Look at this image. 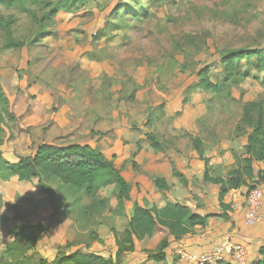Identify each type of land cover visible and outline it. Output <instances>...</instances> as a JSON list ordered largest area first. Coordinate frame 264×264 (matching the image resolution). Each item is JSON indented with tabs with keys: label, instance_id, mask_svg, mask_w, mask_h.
Listing matches in <instances>:
<instances>
[{
	"label": "rangeland",
	"instance_id": "obj_1",
	"mask_svg": "<svg viewBox=\"0 0 264 264\" xmlns=\"http://www.w3.org/2000/svg\"><path fill=\"white\" fill-rule=\"evenodd\" d=\"M58 6L57 16L47 22ZM8 35L25 46L6 48ZM240 49L252 54L239 62L237 73L250 74L251 78L234 75L219 94L197 87L198 74L206 67L211 81L224 83L223 59ZM14 54L13 58H19L17 64L11 63L16 60L11 59ZM261 57L264 0H80L76 5L71 0H15L13 6L11 0H0V72L8 63L7 68L15 70L20 80L26 79L29 86L46 87L52 105L49 111L40 105L37 112L27 110L18 118L13 102L23 90L11 89L10 103L0 75V111H4L1 153L6 157L11 153L13 161L18 153L28 155L29 139L36 149L47 140L43 134L50 129L55 131V143L63 146L80 136L86 139L89 136L83 132L90 128L102 132L93 131L90 137H103L106 124L116 116L120 125L124 122L125 128L130 127L128 143L139 139L147 144V132L162 140L169 136V142L164 143L172 148L177 142L186 143L204 164L195 146L200 143L201 150L210 149L202 141L209 138L211 129H221V142L226 145L244 129L238 123L245 105L257 104L254 117L259 107L264 114V73L258 68ZM38 98L30 97L29 102L37 104L42 101ZM155 155L174 170L170 153ZM148 158L151 161L149 149L144 154L145 161ZM207 160L213 178H227L236 168L235 161L214 167ZM133 169L138 171L136 165ZM25 186L27 189L20 188L15 182L7 187L11 193L6 197L9 205L0 216L6 220L0 222V264H28L23 240L16 237L19 226L31 220H54L52 212L39 214V205L27 197L38 189L43 202L48 203L39 188L35 184ZM191 186L195 191L187 196L185 205L217 217L216 207L222 206L216 188L195 177ZM99 200L92 204L94 210L103 206ZM123 207L119 206L115 214L122 213ZM75 209L80 219L77 241L88 243L100 226L95 216L105 219L108 210L93 211L88 216L81 208ZM218 211L225 213L223 217L233 212L231 208ZM92 232L94 236H90ZM182 256L180 264H193L190 254Z\"/></svg>",
	"mask_w": 264,
	"mask_h": 264
},
{
	"label": "crops",
	"instance_id": "obj_2",
	"mask_svg": "<svg viewBox=\"0 0 264 264\" xmlns=\"http://www.w3.org/2000/svg\"><path fill=\"white\" fill-rule=\"evenodd\" d=\"M16 54L12 55L11 61L13 64L19 62V58H13ZM5 70L0 72L1 75V87L7 94V99L11 103V89L20 88L23 92L20 94V98H17L14 105V110L17 117H21L27 110L37 112L40 105L42 109L49 111L52 108L51 105V92L46 87H40L38 85L29 86L26 79L20 80L17 78L15 70L8 67V63L3 65ZM39 96L37 104L32 101L29 102L30 97ZM40 114V113H38ZM167 118V117H166ZM118 122L117 117L111 118L110 122L106 124L107 131L104 136H91L93 131L96 133L101 132L100 128H90L83 132L84 136H89L86 139L79 138L76 142L71 144L88 145L92 148H96L103 153L109 160L113 161L115 168L121 173L125 181L133 187L137 188V202L138 204L150 210L153 207L158 209H164L169 204H182L185 205L187 196L195 190L191 186V180L195 178L203 180L205 165L199 160V156L196 151L189 150L186 143L177 142L175 148L167 145L164 142H169V136H166L164 140L160 137V141L164 143L165 153H170V158L175 162V168L178 172L182 173L187 185H184L173 174V168L168 167L167 164L161 163L157 158L155 152L149 145L142 143L143 141H137L134 143H140V151L136 158L131 155L130 143L126 140L132 138V133L129 128H125L124 122ZM92 127H97L93 124ZM219 127V126H218ZM217 127V129H218ZM129 129V130H128ZM166 130V129H165ZM170 134L176 136L175 132L170 129ZM215 132V133H214ZM102 133V132H101ZM55 136V137H54ZM53 137V138H52ZM94 137L95 139H92ZM163 137V136H162ZM43 138L47 139L42 144L57 145L56 135L53 129L43 134ZM164 138V137H163ZM222 133L216 129H211V135L207 139L204 137L203 144L208 145L206 151L203 150V157L211 160V165L216 167L223 164H232L235 161L234 155L237 153L242 156L245 152V146L247 144V135H238L231 142H221ZM179 141V140H178ZM41 145V144H40ZM39 145V146H40ZM68 145V144H67ZM64 145V146H67ZM70 145V144H69ZM63 146V145H60ZM151 152V161L149 158L145 161L144 154L147 150ZM6 160L12 163H16L18 159L11 160V153L3 155ZM133 163L138 167V171L133 169ZM255 176L259 172L264 171V163L257 162L254 164ZM164 179L170 190L167 192H160L155 186V179ZM17 182L20 184V188L27 189L26 184H35L38 187V181L33 180L31 182H20L17 178H13L10 182H2L0 180V193L3 195V207L0 208V216L3 212L5 205H9V201L6 199L8 193H11V183ZM250 183V181H248ZM22 184V185H21ZM51 186L66 206L54 220L49 221H30L29 223H23V225H36L42 223L49 226L48 233L42 237L38 245L33 249L25 250V257L29 264H58L59 258L62 256H70L76 251H80L82 254L98 255L106 259L112 258L116 260L118 247L112 230H116L119 233L125 232L129 228V221L133 212L134 203L132 201L121 202L118 199V192L115 186H108L102 188L95 197H89L84 191L77 189L72 185H65L57 178H53ZM204 186V185H203ZM20 192V191H18ZM218 195V190L216 189ZM232 192V191H231ZM230 192V193H231ZM242 196L241 207L233 212H226L227 216H224V212L221 207H216L217 217L209 219L207 226L196 227L193 232L183 237L180 241H174L173 237L169 234V231L161 226H157L154 235L151 238H146L143 241L135 239V250L126 253L123 264H158L149 258L150 253H157L159 245L164 240H169L170 246L165 250L166 262L164 264H180L183 253L190 255L201 256L204 253L212 252L216 247L224 240L232 239L239 243L244 244L248 250V264H259L263 261V257L260 255V249L264 247V223H260L254 226H248L245 222V215L247 207L244 201V195L248 192V187H242L237 190ZM21 194V193H19ZM27 196L26 194H24ZM31 202L39 205L37 208L38 213L52 212L51 205L44 203L38 189L34 190L27 196ZM203 197V196H202ZM229 194L225 198V202L229 203ZM100 199L103 203L101 208H95V212L108 210V215L105 219L101 218V215L95 216L100 226L96 232V235L102 241L101 243L95 241L94 238L90 242L77 241L79 235L80 219L76 213V209L72 204L80 200L83 206H90L95 202V199ZM124 206L122 213H116L119 206ZM192 208L191 205H188ZM194 213L201 216L210 215L205 213L204 210H197ZM51 214V213H50ZM8 217V215H4ZM22 226V225H20ZM19 226V227H20ZM72 244L70 248H65L66 245ZM61 247V249H59ZM72 264V263H65ZM218 264H235L228 256L225 257V261Z\"/></svg>",
	"mask_w": 264,
	"mask_h": 264
},
{
	"label": "trees",
	"instance_id": "obj_3",
	"mask_svg": "<svg viewBox=\"0 0 264 264\" xmlns=\"http://www.w3.org/2000/svg\"><path fill=\"white\" fill-rule=\"evenodd\" d=\"M71 1L74 5L80 2V0ZM14 3L15 0H11V6ZM58 12L59 6L46 19L47 22H50L53 17L57 16ZM5 26L9 27V24ZM8 38L9 44L6 46L8 49H19L25 46L23 43L13 39L12 35H8ZM251 54L250 51L241 49L230 51L222 62L223 72L225 74L224 83H214L211 81L209 76L210 69L206 67L198 74L199 82L197 87L204 92L221 93L225 85L235 79L234 75L241 76L240 73H237L238 64L242 60L249 58ZM258 68L264 73V57L259 58ZM241 77L247 79L251 78V75L244 74ZM5 101L8 102L7 100ZM257 107L256 103H249L244 107L243 118L238 123V126L241 124L244 126V129L241 133L237 132V134L247 135V144L242 156L235 154L236 168L229 173L227 178L211 177L209 160L204 159L203 151L200 149V143L195 146L199 149L200 157L203 158L205 165L203 180L218 190L219 200L223 210L230 209V206L225 202V198L231 191L239 190L248 184L250 185V183L252 185L248 188L253 189L258 182H264V171L259 172L256 178L254 170L255 163H264V114L263 109L259 107L258 115L254 117L252 113ZM2 110L0 111V124L4 121V111ZM237 128L236 130H240V127ZM0 132H2L1 127ZM145 138L155 152L164 153L166 151L164 143L154 133L147 132ZM3 145V138L0 136V180L5 183L10 182L13 178H17L20 182L37 180L41 194L51 205V219L57 217L66 208L51 186L53 178L59 179L65 185H72L84 191L89 197H95L102 188L115 186L118 192V199L121 202L126 200L134 203L129 228L123 233H119L114 229L112 230L118 247L115 261L112 258L106 259L95 254L87 255L76 251L70 256L60 257L58 264H123L126 253L135 250V239L143 241L146 238H151L157 226L167 229L174 241H180L186 235L191 234L196 227L207 226L209 219L213 217L212 215L201 216L196 214L190 207L182 204H169L164 209L153 207L147 210L141 207L137 202V192L133 194L136 186L132 187L125 181L121 173L115 168L112 160H109L96 148L88 145L71 144L60 146L41 144L34 149L29 139V144H27L26 148L31 153L23 155L18 153L17 149L18 161L16 163L9 162L4 158L1 153ZM130 147L132 157L136 158L141 149L140 145L130 144ZM133 166H135V163H133ZM173 174L184 185H187L183 174L178 172L176 168H174ZM154 183L161 193L170 190V187L164 179L157 178ZM3 205V199L0 197V208ZM72 206L74 208H81L85 215L88 216L94 211L93 205L83 206L80 200L75 201ZM4 220L0 217V222ZM48 231L49 226L42 223L22 225L18 228L16 237L23 240L25 248L33 249ZM94 235L93 232L90 234V236ZM94 240L100 243L102 242L97 235L94 236ZM71 246L72 244H68L65 248H70ZM169 246V240L162 241L159 245L158 252L155 254L150 253L149 258L158 264H164L167 259L165 250ZM259 253L263 257V261L259 264H264V247L260 249Z\"/></svg>",
	"mask_w": 264,
	"mask_h": 264
},
{
	"label": "built area",
	"instance_id": "obj_4",
	"mask_svg": "<svg viewBox=\"0 0 264 264\" xmlns=\"http://www.w3.org/2000/svg\"><path fill=\"white\" fill-rule=\"evenodd\" d=\"M228 199V205L232 211L241 207L242 196L237 190L229 193ZM244 201L247 207L246 225L254 226L264 223V182H258L253 189H248L244 195ZM226 256L230 257L235 264H248L247 247L232 239L222 241L212 252L204 253L201 256L190 255L188 258L193 264H218L224 261Z\"/></svg>",
	"mask_w": 264,
	"mask_h": 264
}]
</instances>
